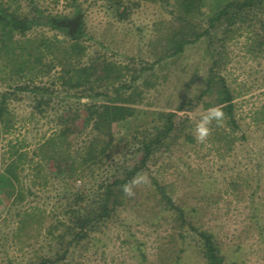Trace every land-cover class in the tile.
Listing matches in <instances>:
<instances>
[{"label": "rangeland", "instance_id": "obj_1", "mask_svg": "<svg viewBox=\"0 0 264 264\" xmlns=\"http://www.w3.org/2000/svg\"><path fill=\"white\" fill-rule=\"evenodd\" d=\"M0 2L30 15L34 13L32 2L59 21L81 14L86 31L83 40L88 45L82 62L101 55L113 63H130L137 68L155 62L159 46L150 42L157 38L161 22L172 17L168 11L171 5L166 0H123L127 5L124 16L115 6H110L108 0H76V4L72 0ZM209 4L203 7V11L210 10L213 4ZM202 24H207V16ZM260 27L257 23L255 28L243 27L235 35L228 34L224 46L221 38L225 33L222 29L215 31L219 40L212 47L221 51L216 55L222 58L219 70L234 92L238 126L233 128L226 118L217 128L211 124L210 136L205 142H198L194 136L195 124L210 107L205 108L201 102L194 109L183 110L180 115H188L191 119L186 133L195 139L191 141L181 136L172 149L163 152L158 162L151 166L159 182L167 184L175 201L184 206L191 226L177 223L171 213L162 208L155 194L150 203L145 204V193L149 190L155 192L154 186L148 182L150 180L144 177L135 187L134 195L120 208L118 220L93 230L89 237L73 246L66 263L209 264L202 252L203 237L198 233L207 230L214 235L224 257L223 264H264V39L262 45L257 46L255 39L251 41L250 38L255 32L264 38V28ZM69 31L68 26L62 29L41 24L34 27L32 34L45 32L69 39ZM251 45L256 46L255 51L249 50ZM208 46L209 39L203 35L188 45L176 62L169 64L170 69L155 63L151 78L157 85L151 88L142 82L146 76L138 79L140 87L145 89V98L135 105L139 109L135 116L124 124H114L118 142L130 137L138 125L150 123L154 110H175L183 99L202 89L213 63ZM5 64L0 59V96L3 91L14 94L7 100L11 125L5 128V121H0V171L11 159L13 145L27 151L31 157L45 138L59 131L58 116L69 115L75 107H80L82 114L76 124L83 128L86 115L82 106L83 94H73L76 90L67 89L57 78L61 66L54 64L50 72L34 73L31 77V73L23 76L10 74L3 69ZM168 70L171 76L164 81L162 75ZM132 71L126 79L130 78ZM25 85L29 88L20 87ZM35 85L49 89L36 91L33 90ZM39 98L45 100L43 112L34 105ZM95 101L101 103L104 99ZM214 128L223 134L221 141L213 138ZM93 135L90 125L79 134L72 133L74 147H82ZM121 150L125 151V148ZM117 158L118 154L113 155L103 166L96 168L97 180L109 174V168ZM39 159L35 155L32 161L22 165L21 187L27 193L26 200L13 207L0 200V264H29L34 254L44 253L56 243L47 237L50 218L44 221L41 230H33L34 236L29 243L21 242L15 232L17 210L40 206L48 214L57 211L65 218L68 216L63 212L67 202L65 195L72 197L84 185L89 189L94 187L96 179L88 173L70 179L68 183L48 173L46 179L39 178L35 183L34 166ZM47 168L54 171L55 162L49 160ZM95 192L89 193L87 199L91 200ZM142 200L144 203L140 204ZM49 241L52 244L48 246Z\"/></svg>", "mask_w": 264, "mask_h": 264}, {"label": "trees", "instance_id": "obj_2", "mask_svg": "<svg viewBox=\"0 0 264 264\" xmlns=\"http://www.w3.org/2000/svg\"><path fill=\"white\" fill-rule=\"evenodd\" d=\"M72 1L76 4V0ZM108 1L110 6H115L120 15L124 16L127 5L123 0ZM166 1L171 5L168 11L172 17L161 22L157 38L150 42H156L159 46L157 58L154 63H145L140 68L130 63H113L101 55L91 57L88 62H82L88 48L83 40L86 33L83 21L72 34L67 33L69 39H61L45 32L32 34L34 27L41 24H50L62 29L65 26L58 25L55 22L57 17L46 14L32 2L34 13L31 15L13 10L0 2V59L6 62L3 69L19 76L31 73L32 77L34 73L50 72L54 64L61 66L57 78L67 89L76 90L73 94H83V97L87 98L86 102H82L86 111L84 125H90L94 132L86 144L80 148L74 147L71 134H79L85 127L79 128L76 124L82 113L80 107H75L73 113L58 116L59 131L45 138L34 150L33 156L29 157L27 151L13 145L15 148L12 149L11 159L4 163L0 171V200L2 204H9L10 207L26 200L27 193L21 187L23 181L20 172L22 165L32 161L35 155L40 157L34 166L35 183L39 178L46 179L48 173L67 183L70 179L82 177L86 173L96 179L91 189L84 185L83 189L76 191L72 197L65 195L67 202L63 212L68 214L65 218L57 211L48 214L40 206L16 211L18 219L15 232L23 243H29L34 236L33 230H41L45 225L44 221L51 219L47 227V237L56 241L53 244L55 246H49L52 244L50 240L48 251L34 254L32 259H29V264H69L65 260L73 246L89 237L93 230L118 220L120 208L132 196L124 193L123 185L138 175L150 180L148 182L154 186L155 193H150V190L145 193V204H149L155 194L159 197L162 208L169 211L177 223L191 224L184 206L175 201L167 184L159 182L151 166L158 162L163 152L170 151L181 136L191 141L195 139L190 133H186L191 119L188 115H180L179 112L183 110L194 109L201 102H204L205 108L219 106L225 113L224 120L227 118L233 128L238 126L234 92L219 70L222 58L216 55H220L221 51L212 47L219 40L215 31L222 29L225 33L221 38L224 46L228 34L235 35L243 27L255 28V25L260 23V28H264V0H212L210 4L213 5L209 4L211 0ZM207 4L211 7L206 12L203 7ZM76 7L78 8V4ZM206 16L207 24L203 26L202 20ZM203 35L209 39L208 50L213 57V63L202 89L192 97L183 99L175 110H154L150 123L138 125L130 137L118 142L114 124H124L130 117L135 116L139 112L135 105L142 103L145 98V89L140 87L138 79L146 76L142 82L148 88L157 85L151 78L154 75V64L159 63L160 67L170 69L169 64L176 62L186 47ZM250 38L251 41L255 39L257 46L262 45L264 39L256 32ZM249 50L255 51L256 46L251 45ZM130 71V78L126 79ZM170 76L171 71L168 70L162 78L167 81ZM20 87L29 88V85ZM48 89L39 85L33 87V90L40 92ZM12 94L14 93L11 91H3L0 96V121H5V128L11 125L7 100ZM100 98L104 101H95ZM44 102L43 98H39L34 105L43 112ZM47 102H50V99ZM212 124L216 128L220 125L215 121ZM216 128L213 130V138L221 141L223 134ZM122 147L125 151L121 150ZM157 153L161 154L156 156ZM117 154L118 158L113 167H106L109 168V174L97 180L96 168L103 166L105 160ZM49 160L55 162L54 171L47 168ZM136 186L137 184L133 186L134 189ZM93 191H96L94 197L87 199L88 194ZM143 203L142 200L140 204ZM191 228L196 230V227ZM198 233L203 237L202 252L208 263L223 264L224 257L214 235L207 230H200Z\"/></svg>", "mask_w": 264, "mask_h": 264}, {"label": "clouds", "instance_id": "obj_3", "mask_svg": "<svg viewBox=\"0 0 264 264\" xmlns=\"http://www.w3.org/2000/svg\"><path fill=\"white\" fill-rule=\"evenodd\" d=\"M87 98H82V102H86ZM225 113L219 106H213L207 109V112L203 114L194 127V136L198 142H205L211 134V127L213 121L217 124H222ZM145 178L143 176L134 177L131 181L123 185V191L126 195H134V185L139 184Z\"/></svg>", "mask_w": 264, "mask_h": 264}, {"label": "water", "instance_id": "obj_4", "mask_svg": "<svg viewBox=\"0 0 264 264\" xmlns=\"http://www.w3.org/2000/svg\"><path fill=\"white\" fill-rule=\"evenodd\" d=\"M81 17H82V15L80 14L73 19H62L59 22L61 25H64V26H68L70 22L74 23V25L72 27H70V31H69L72 34L74 32V30L77 29V27L79 26L80 21H81Z\"/></svg>", "mask_w": 264, "mask_h": 264}, {"label": "flooded vegetation", "instance_id": "obj_5", "mask_svg": "<svg viewBox=\"0 0 264 264\" xmlns=\"http://www.w3.org/2000/svg\"><path fill=\"white\" fill-rule=\"evenodd\" d=\"M55 22H57L58 25L60 24L59 20H58V21L55 20ZM60 25H61V24H60ZM73 25H74V23L70 22L69 25H68V27H72Z\"/></svg>", "mask_w": 264, "mask_h": 264}]
</instances>
